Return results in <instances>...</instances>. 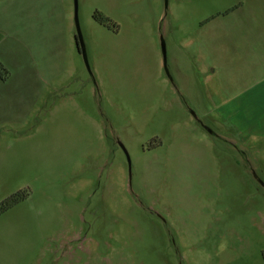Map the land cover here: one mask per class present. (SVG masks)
Instances as JSON below:
<instances>
[{
    "label": "rangeland",
    "instance_id": "1",
    "mask_svg": "<svg viewBox=\"0 0 264 264\" xmlns=\"http://www.w3.org/2000/svg\"><path fill=\"white\" fill-rule=\"evenodd\" d=\"M78 6L90 69L75 0H0V264H264V140L232 120L264 0Z\"/></svg>",
    "mask_w": 264,
    "mask_h": 264
},
{
    "label": "crops",
    "instance_id": "2",
    "mask_svg": "<svg viewBox=\"0 0 264 264\" xmlns=\"http://www.w3.org/2000/svg\"><path fill=\"white\" fill-rule=\"evenodd\" d=\"M247 22L248 86L233 99L232 120L244 139L264 140V16Z\"/></svg>",
    "mask_w": 264,
    "mask_h": 264
},
{
    "label": "water",
    "instance_id": "3",
    "mask_svg": "<svg viewBox=\"0 0 264 264\" xmlns=\"http://www.w3.org/2000/svg\"><path fill=\"white\" fill-rule=\"evenodd\" d=\"M78 10H79L78 0H75V23H76V33H77L76 34V42H77V46L79 48V51L81 52L88 69H90L89 68L88 58H87L86 46H85L84 38H83V35H82L81 27H80ZM162 51H163L165 69H166V71L168 73V69H167V50H166V44H165L164 40H162ZM210 133H212V132L210 131ZM120 146L125 151L128 159H129V162H130L129 155H128V152L126 151L125 147L121 143H120Z\"/></svg>",
    "mask_w": 264,
    "mask_h": 264
},
{
    "label": "trees",
    "instance_id": "4",
    "mask_svg": "<svg viewBox=\"0 0 264 264\" xmlns=\"http://www.w3.org/2000/svg\"><path fill=\"white\" fill-rule=\"evenodd\" d=\"M1 67V66H0ZM3 67V66H2ZM19 196H15L13 198H10L6 201H4L3 203L0 204V215L7 212L9 209H11L14 205H16L17 203H19L20 201Z\"/></svg>",
    "mask_w": 264,
    "mask_h": 264
}]
</instances>
